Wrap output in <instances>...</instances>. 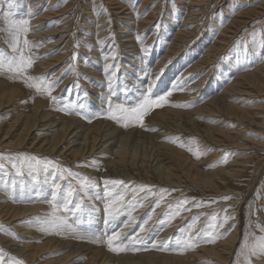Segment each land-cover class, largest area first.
Listing matches in <instances>:
<instances>
[{
    "label": "rangeland",
    "instance_id": "rangeland-1",
    "mask_svg": "<svg viewBox=\"0 0 264 264\" xmlns=\"http://www.w3.org/2000/svg\"><path fill=\"white\" fill-rule=\"evenodd\" d=\"M115 1L116 0H35L34 3L29 6L32 7V10L36 9V12H51L50 16L53 14V16H51V18L47 20L46 24L44 22H42L41 24L33 23V16L26 15L28 13L26 12L27 5L25 4V1L21 2L22 10L19 11L11 10L10 8L5 9L6 5H3L1 3L0 58L11 59V50L9 47L10 36L7 30L5 14L9 13L10 16L8 18L10 19L28 21L30 30L27 33V38L31 42L32 46L30 50L26 49L25 52L26 54L33 56L35 59L33 67L28 69L27 75L33 77L45 76L50 80L59 79V83L52 90L53 96L56 97V95H58L57 101H53L47 93L37 92L35 88L28 87V85L22 78H18L14 73L9 72L7 68L0 69V76H7L12 80L17 79L24 88H26L27 90H31L30 92H33L34 95L40 96L54 110L60 109L62 111L61 114L64 116L77 118L82 122L89 124L102 120L113 121L117 123L123 131L134 130L136 128L137 130H134L136 134L140 131V133L143 135H150L153 138L155 137L154 140L157 138L158 142L164 143L166 145L169 144V146L172 144L171 147L175 150L174 154H177V151L182 152L183 155L185 154L183 157H188L185 160L187 166H189V163L195 162L196 166L198 167L197 171L200 173H207L208 171L230 167L232 163L247 158L245 156L249 155H253V157L250 158L252 159V163L250 162V164H248V167H244L243 169L241 168L240 173L238 172L237 175L224 178V183H218V181H214L216 183L215 186L200 189L194 187L189 180L181 175L180 171L175 172L173 177V180L175 179V177H178L181 180L183 179L180 185L170 184L169 182L165 181V174H162V177H158L159 174L157 175V173L154 172V169L160 166L166 167L169 164L166 162V160H157L155 150V155H152V157L147 161V165L149 166L144 167L150 172V175H152L148 180L144 177L142 178L143 180H141L132 177L125 178L119 175H112L108 173V167L106 168V166L108 165L105 162V158L107 157L108 159L110 157L111 160L113 159V157L109 154L104 155L101 153H95L88 156H81L83 158H81L80 156V158L78 156L74 157L73 155L68 154V156L66 157L67 159H64L56 154H49L51 155L49 156L47 153L44 154V152L34 154L40 159L49 156V160L53 162L51 165L47 166L45 164L39 165V167H36L33 170L35 174L38 173V176L43 175V173L53 174L54 176L50 178L49 183L45 187H41L39 185V180L38 182L37 180H29V178H27L25 184L21 181L23 180L22 177H24L25 173L24 175H18L15 169L11 168V164L9 163L7 167L5 166L4 168H2L4 170L8 168L6 169L7 172H1L2 169H0L2 175L5 176L3 180H0V197L2 196L3 198L7 199V202H9V200H13L11 201V203H13L15 200L16 205L25 206L26 204H30V200L28 201V199L32 198L31 201L33 204H43L47 206L46 208H39L37 213H35L36 210L27 212V215L31 213L35 214L30 219H27V216L23 214L25 217L22 215L23 218H18V220L14 223H11L10 221V223L6 222L8 220H5L3 219L4 217L0 216V238H2L3 236L7 237L8 239L3 237L7 240L11 238L10 240H12L14 243L17 240L18 242L16 241L15 246L19 248L24 245L25 241L26 243L31 242L26 237V234L23 235L24 230L20 229L22 228L21 224H25V222L29 220L27 222V226H29L30 229H34L36 231L40 229L41 221L37 218L45 217L47 216L46 214L50 212V205L49 203H47V200L51 199L50 194L53 189L54 178L56 179L57 183H61V194L66 193L70 186L73 189H78L80 179L90 178L91 182L95 183V185L98 186L94 188L90 193L92 197L90 203L95 204L98 210L92 213L85 210L84 212L79 214V219L76 220L73 224V227L77 231H75V234L83 232V234L85 233L86 235V233L88 232L87 236L91 234V236H93L95 234L94 236L99 239L100 242H105L108 235H111L114 231L119 232L120 230L123 233L121 240L124 245H127L131 238L139 235L140 243L138 247H140L141 249H148L147 251L141 250L137 252L128 250L124 252H113L109 250L107 243L102 244L107 249V251L109 253H112L111 255L115 257H130V263L127 261V264H134V262L137 263V258L135 257L142 254L145 255L155 253L160 255L184 256V254L186 255L192 251L198 253V251L200 252V250H203V247H209L212 245V243L205 242L207 235L210 232V227H213V231L219 230L220 232L218 233H220L221 236H224L225 234H228L234 226H237L238 237L236 241V247H239L241 244L240 242L243 241L242 234L244 230H250L251 227L253 228L257 225H264V218L261 217L262 215H264V131H262V127H264V125L260 127L258 126L259 128H256L255 126H251V124H248L249 122L247 121H238L239 119L236 120L235 118H230L232 117V114L222 110H219L220 116H216L213 118L211 116L206 117L207 120H204L202 119V117H200L199 121H202V123L205 122L214 127L222 128V131H224L220 133L224 137L216 136V138L220 139L223 144H216L212 141L204 139L198 134H195L198 130L194 126H190V130H188V132L181 133H167V131L165 132V130L163 131V129L160 130V128L155 124V118L153 116L156 115V113H158L159 111H164V109L166 108L180 111H188L189 109H193L195 106H199L206 100L211 99L213 96L220 95V89L228 86L230 84L229 82L232 79L235 80L237 75L251 72L255 68L264 65V9L262 11V15L259 14L257 16H251L249 19H247V22L242 24V26L237 29L238 31L236 29H232L231 32L228 33V35L230 34V37H224L222 35L223 30H225V28L228 26L231 20L236 17L237 14L259 5H262L264 8V0H237V2L236 0H117L116 3ZM119 3L123 5H120ZM195 3L200 4L198 6L195 5ZM119 5L123 6L122 8H126L127 11H130L128 19H119L118 21V18L122 14L118 16L113 11H115V7ZM187 7L190 8L188 9ZM71 10H73L72 13ZM88 10L91 12V14ZM6 11L8 13H6ZM168 18H173V21L170 25L168 24V27H165L164 25L166 22H168ZM160 20L162 24L160 23ZM89 21L92 22L93 25H91V31L87 32L86 34L87 36H89V40H87V42H90V39L92 37H98L101 40V47L98 54L97 51H95L97 57L90 53V50L88 51L86 48L81 46L83 42H85V38L83 36H80L81 27H83ZM127 21L130 24H126ZM56 27H58L59 29H66L67 32H57L54 34H49L48 36L41 39L42 44L41 42L36 41V36H33L36 32L42 33V31H51ZM119 27H125L130 35L128 37L135 38L134 41L137 43L134 44H138L139 46L137 55L131 53L130 48L128 49V47L121 46L120 40H122L123 34L120 32ZM177 33L184 34L182 38H178L176 40V43L178 45L170 49L169 46L171 44L172 38ZM61 34L63 35V39L61 40V42L56 44L55 41L60 37ZM156 35L158 36L156 37ZM47 44L51 45L49 50L44 49ZM234 46H238L237 52L235 54H231V49ZM211 47H215L217 48V50H212L210 49ZM48 48L49 45L47 46V49ZM41 49L43 50V52ZM145 49L147 51H145ZM188 49L189 51H187ZM190 51L191 55L188 56V53ZM50 52L52 53V55ZM164 53L166 58L165 60H167V62L163 64L161 72L155 75L157 70L155 64L159 62V57H164ZM54 54H62L63 56H61L62 58L57 60L58 62H54V65L52 64L51 66H48L49 62H52ZM151 56L154 57L152 58ZM104 58H108V60L105 61L106 63L103 62ZM201 58L209 59L208 62L204 65H201L200 68L198 66H194L196 65L195 63H199ZM234 58L237 60H241L242 64H240L239 67L235 68L232 66L228 67V63L233 62L235 60ZM178 59H180L178 63L173 62ZM178 64L179 66H176ZM37 65H39V67ZM105 65H115V67H112L111 69L107 67V69H104ZM41 66L46 67L43 68ZM185 67H188L187 72L183 71ZM222 67L226 68L227 71L225 74L221 75L218 74V71L220 69H223ZM209 69L210 72H208ZM89 71H91V73ZM97 72L101 77L96 74ZM199 72L203 73L200 76L196 75V73ZM183 73L186 74L184 78L185 80H189L191 74L195 77V80H204L203 85L199 87L198 91H196V95L188 96L190 92L194 94V90H187V88H191L189 85L190 82H188L186 86H182L185 81L184 79H181L177 83L171 84V79L177 78L178 75L183 76ZM207 74L208 77L206 79L204 77L202 78V76H205ZM109 75H111V91H109L108 87ZM258 80L260 81V84L262 86L260 88L261 90L258 91V93H255L256 95L247 98L243 95L239 97L233 96L230 97L229 102H231L233 105L241 107L242 109H250V112L257 111L258 113H264V72L263 74L259 75ZM36 82L37 81H33V83ZM98 82H100L101 84ZM93 83H95L96 85ZM213 83L216 84L213 85ZM149 88L152 89L153 95H162L166 91L171 90L172 95L168 97V101L183 106L174 107L173 105L167 106V104H165L162 107L154 108L150 110L148 114H146L143 126H141L137 122H131L127 127H125L124 121H114L108 118L107 108L109 101L113 104V106L116 103H123L128 107H132L139 102L141 93L147 94L146 90ZM200 94H204V96H207L197 98ZM60 96H63L65 99H60ZM245 98L247 99L246 101H244ZM184 100H186L187 103H184ZM193 100L198 103H195V105L192 104L191 102ZM251 115L256 116V114ZM202 128L203 125L200 126V129ZM149 129L156 130L152 131ZM97 135L100 141H104L106 143L113 142L111 149L113 151L114 149L121 150L125 156V161L123 160L120 164H117L115 167L113 166L112 169L115 172H118L126 165H130L129 160L131 156L133 154L141 156L144 149H147L149 143L153 141L151 140L152 138H146L145 141H141L144 137H138L137 135H131L127 140L120 139L121 137L116 140L115 138H109L106 132L101 129L97 130ZM153 144V147L155 148V143L153 142ZM239 145L241 146L239 147ZM253 148H256L257 150H253ZM245 149H247L248 151ZM34 151L35 150L33 149L30 150V152L32 153ZM26 154H29V152H26ZM4 156L7 157L6 154H4ZM72 159L75 160L71 162ZM0 163H2V161H0ZM71 167H75L76 169H70ZM194 167H192L193 170L195 169ZM135 169H137L139 172H144V169L140 166L135 167ZM184 170L188 171L186 168H184ZM27 171V169L23 170V172ZM69 171L72 172V175H69ZM61 176H63V179H59V177ZM16 177H19V179ZM160 178L162 179V182ZM107 180L125 181L127 190H125L124 186H116L115 188L109 186V190L114 192L115 194H123L126 202H134L137 199L141 200L143 206L136 208V210L134 211L135 213L137 212L136 214L134 212V214L132 213V216H136V222L134 220L133 223L129 222L127 211L122 212L115 219L106 222L104 207L107 201L104 199V182ZM155 180H158L159 182H156ZM18 181H21L23 183V189L20 185L17 184ZM28 182L31 185H28ZM142 185L152 186L151 190L156 193H159V190L162 188L168 190L165 196L166 199L161 201L159 207L154 206L155 200L158 197L147 195V189H145L144 191H139V188ZM132 189H137V191L134 193ZM28 193L29 195H26ZM24 195L26 196V198H28L27 200L24 198ZM33 195L39 197V199L34 198ZM80 195L81 194L79 192H76V194L72 196L73 202H79ZM146 195L147 199H144ZM22 196L24 199L22 198ZM225 196L231 198L227 200L222 199V197ZM184 200L187 201V203L184 205V208L188 210H181L180 214L178 216H175V212L177 211V203ZM85 203L88 204L87 199L85 200ZM197 205L200 206L198 207ZM45 209L47 212L45 211ZM226 215L229 217V219H227V221L225 222L224 218ZM149 216L154 217H151V219L149 220ZM69 219L71 222L75 218L70 215ZM152 220L153 222H151ZM145 221H147V224H145ZM147 225H149V227L145 229ZM108 226H110V230ZM142 227H145L144 231L146 232L141 231ZM109 231L110 233H108ZM65 233H59L57 234L59 236H57L55 232H51L47 233V236L60 238L64 237ZM69 233L71 234L73 232ZM162 233H164L165 235H162ZM97 234L99 235L97 236ZM189 234L194 237L195 246L190 248L191 250L187 249L180 251V242L183 241ZM261 234L262 233L260 231H257V235ZM218 241V239L215 240V242ZM153 244H158L159 247L157 249L153 248ZM2 245L3 243L1 244L0 240V249L4 246ZM150 248L153 251H151ZM2 249H6V252L12 253L11 255L15 256L18 260L22 259L20 257H23L19 255L16 250H14L16 252H14L13 250L11 252V250L6 248L5 246ZM67 249L71 248L69 247ZM157 250H159L160 252H157ZM65 254L66 251L61 252L60 250H54L51 252H47V254H45V256L41 258L42 260L39 261H28V259L26 258H23L24 260H22L24 262H27L25 264H28L29 262V264H44L46 260L51 261L52 264H54L53 262H55V259L57 257L64 256ZM82 255L85 256L80 257V259L77 258L75 262H78V260L79 262H82L84 259L89 257V254ZM231 255L232 256L229 257L231 262L229 263L236 264L232 263V257L234 256L233 252L231 253ZM209 259L210 258L206 256L205 258L198 257L196 259L198 260L196 263L203 264ZM253 262V264H264V259L253 258ZM123 264H125V262Z\"/></svg>",
    "mask_w": 264,
    "mask_h": 264
},
{
    "label": "bare ground",
    "instance_id": "bare-ground-1",
    "mask_svg": "<svg viewBox=\"0 0 264 264\" xmlns=\"http://www.w3.org/2000/svg\"><path fill=\"white\" fill-rule=\"evenodd\" d=\"M24 1H25V4L27 5L26 12L28 14H26V15L33 16V23L34 24L35 23L36 24H41L42 22H44L46 24L47 23V20L49 18H51V16H53V14L50 16L51 12H41V11L40 12L39 11L36 12V9L32 10V7H29V6L31 4H33L35 0H0V5L2 3L3 5L4 4L6 5L5 6V9L10 8L11 10H18L19 11V10H22L21 9V4H22L21 2H24ZM116 1H115V3H116ZM236 2H237V0H236ZM113 4H114V2H113ZM199 4L200 3H195V5H198V6H199ZM209 4H211V3H209ZM120 5H123V4H120ZM120 5L119 6H116L115 7V11H113L118 16L120 14H122L118 18V21H119V19H123V20L124 19H128L129 12H130V11H127L126 8H122L123 6H120ZM198 6H196V7H198ZM187 8L189 9L190 7H187ZM263 9H264L263 6L262 5H259L257 7L250 8V9H247L246 11L240 12L239 14L236 15L235 18H233L231 20V22L228 24V26L225 28V30H223L222 35L224 37H230V34L228 35V33L231 32L232 29H234V30L236 29L237 30L240 26H242V24L246 23L247 22V19H249L251 16H257L259 14L262 15L263 14V12H262ZM72 11L73 10H71V13H72ZM6 13H8V12L6 11ZM90 14H91V12H90ZM188 14H189V12H188ZM211 15H212V13H211ZM90 21L88 23H86L83 27H81L80 36H83L85 38V42H83V44L81 46H83L84 48H86L88 51L90 50L89 52L96 56L95 51H97V54H98V52L100 50V47H101V43H100L101 40L98 37H92L90 39V42H87V40H89V38H88L89 36H87L86 34H87V32L91 31V25H93L92 22H90ZM100 21H102V20H100ZM172 21H173V18H168V22H166L165 25L164 24L163 25L165 27H168V24L170 25L172 23ZM66 22H67V20H66ZM160 23H161V20H160ZM191 23H190V25H191ZM126 24H130V23L127 21ZM38 26H41V25H38ZM69 27H70V25H69ZM119 30L123 34L122 35L123 38H122V40H120L121 46L128 47V49L130 48V52L133 53L134 55H137V52L139 51V46H138V44H134V43H137V42L134 41L135 38L134 37L133 38L128 37L130 35H129V32H127V29L125 27H119ZM57 32H63L64 33V32H67V30L66 29H59L58 27H56L55 29H52L51 31L50 30L49 31H42V33L41 32H36L33 36H36L37 37L36 41L37 42H41V44H42L41 39H43L44 37L48 36L49 34H54V33H57ZM165 33H166V31H165ZM183 34L184 33H177L176 35H174V37L172 38L171 44L169 46L170 49L172 47L178 45L176 43V40L178 38H182ZM196 34H198V33H196ZM157 36L158 35H156V37ZM62 39H63V35L61 34L60 37L55 41L56 44H58L59 42H61ZM187 40H188V38H187ZM152 44H154V43H152ZM223 44H224V42H223ZM48 45H49V48L47 49V46ZM50 46H51L50 44H47L45 47L44 46L43 47H44L45 50H49L50 49ZM237 48H238V46L232 47L231 54H235L237 52ZM210 49H212V50H215L216 49L217 50V48H215V47H211ZM187 51H189V49ZM42 52H43V50H42ZM185 52H186V50H185ZM51 55H52V53H51ZM190 55H191V51L188 53V56H190ZM53 56H54L52 58L53 60H52V62H49L48 66L49 65L51 66L52 64L54 65V62H56L58 59L62 58L61 56H63V55L62 54H54ZM163 56L164 57H159V62H157V64H155V66L157 67V70H156L155 75L161 72V70L163 68V64L167 62V60H165L166 59L165 58V53H164ZM208 59L209 58H201L200 61H199V63H195L196 65H194V66H198L200 68L201 65H204V64H206L208 62ZM107 60H108V58H104L103 59V62H105ZM126 60H127V58H126ZM179 60L180 59H178L176 61H173V62L178 63ZM128 64H129V62H128ZM180 64H181V62H180ZM224 64H225V62H224ZM240 64H242V61L235 59L233 62L228 63V67H231L232 66V67L235 68V67H239ZM37 66L39 67V65H37ZM176 66H179V64L176 65ZM41 67H43V66H41ZM44 67H46V66H44ZM90 67H91V65H90ZM107 67L108 66L105 65L104 66V69H107ZM222 68L223 69H220L218 71V74H221L222 75V74H225L226 73L227 69L224 68V67H222ZM169 71H171V70H169ZM183 71L184 72H187L188 71V67H185L183 69ZM89 72L91 73V71H89ZM208 72H210V69H209ZM263 72H264V65L255 68L251 72H247V73H244V74L237 75L236 78H235V80L232 79L229 82L230 84L228 86H225L223 89H220V91H221L220 95L213 96L211 99L206 100L204 103L200 104L199 106H195L193 109H189L188 108L189 109L188 111H180V110L167 109V108L164 109V111H159L158 113H156V115L153 116L155 118V124L160 128V130L163 129V131L165 130V132L167 131V133H170V132H178V133L188 132V130H190L189 127L190 126H194L198 130L197 132L195 131L196 132L195 134H198L199 136H202L204 139H207L209 141H212L213 143H216V144L217 143L218 144H223L220 139H217L216 138V136L224 137V136H222L220 134L221 132H224V131H222V128L214 127V126L209 125L208 123H205V122L202 123V121H199V118L200 117H202V119H204V120H207L206 117H210L211 116L213 118V117H216V116H220V111L219 110H222V111H227L230 114H232V117H230V118H235L236 120L239 119L238 121H247V122H249L248 124H251V126L253 125L256 128H259L260 126L264 125V113H261V112L258 113L257 111H251L250 112V109H245V108L242 109L241 107H239L237 105H233L231 102H229V99H230V97H233V96L234 97H239V96H242L243 95L244 97L247 98V97H252V96L256 95L255 93H258V91L261 90L260 88H261L262 85L260 84V81L258 80V78H259V75L263 74ZM100 73H101V71H100ZM202 73L203 72H199V73H196V75L200 76ZM96 74H98V72ZM208 74L205 75V76H202V78L204 77L206 79L208 77ZM98 76H99V74H98ZM185 76H186V74H184L183 76L182 75H178L177 78L171 79V81L169 79L168 80L170 82H172L171 84H174V83L179 82L181 79H184ZM99 77H101V76H99ZM98 79H100V78H98ZM203 81L204 80H200V81L199 80H195V77L191 74L190 79L189 80H185L184 81V84L182 86H186L187 83L190 82L189 85H190L191 88H187V90H189V89H190V91L194 90V94L190 92L188 94V96L196 95V91H198L199 87H201L203 85V83H204ZM101 82H102V79H101ZM166 82H168V81H166ZM65 83H67V82H65ZM98 83H100V82H98ZM226 83H228V82H226ZM93 84H95V83H93ZM215 84L216 83H213V85H215ZM161 85H162V83H161ZM182 86H180V87H182ZM30 91L31 90H27L26 88H24L23 85L17 79L12 80V79H10L7 76H0V153L6 154L7 157L8 156L14 157L18 153H25L26 154V152L27 153L29 152L28 155H34V154H39V153H43V152H44V154L47 153L48 155L49 154H56V155H58V156H60V157H62L64 159H67L66 157L68 156V154L69 155H73L74 157H77V156L78 157L79 156L80 157L81 156H88L90 154H95V153H101V154H104V155H108L109 154L110 156L113 157L112 160H111L110 157L108 159H107V157L106 158L104 157L106 159L105 162L108 165V166H106V168L108 167L107 168L108 171H109L108 173H110L112 175H119V176H122V177H125V178L126 177H129V178L132 177V178H138V179H141V180H143L142 178L144 177L145 179L148 180L149 177H151L152 175H150V172L148 170H146L144 167L145 166H149V165H147V161L152 157V155H155V151H156L157 160H166V162L169 164L166 167H164V166L161 167L160 166V167H157V168L154 169V172L157 173V175L159 174L158 177L161 176L162 174H165V176H164L165 181L169 182L170 184L180 185L182 183V180L183 179L181 180L180 178H178V177L176 178L175 177L176 180L175 179L173 180V177H174L175 172L180 171L181 172V175L183 177H185L187 180H189L193 184L194 187L200 188V189H202V188L205 189V188H209V187L215 186L216 183L214 181H218V183H220V182H223L224 183V178L233 177L234 175H237L238 172L240 173L241 168L243 169L244 167H248L249 166L248 164H250V162L252 160L250 158L253 157V155L245 156L247 158H244V156H243L244 159L239 160L238 162L232 163L230 165V167H225V168H221V169H217V170H213V171H208L207 173H200V172L197 171L198 167L196 166V163L195 162L189 161V162H191V163H189V166H191V167L187 166L185 160L188 157L187 158H184L183 156L185 154L183 155L182 152H180V151L179 152L177 151V154H174L175 150L172 149V147H171L172 144L169 146V144L166 145L164 143L158 142L157 141V138L154 140L155 137L153 138L150 135H143V134L140 133V131L136 134V132H135L137 130L136 128H135L136 130L134 129L135 131L134 130L123 131L121 129V127L117 123H115L113 121H108V120L107 121H104V120H102V121H96V122H94L92 124H89V123H84V122H82L81 120H79L77 118H72V117L64 116V115L61 114L62 111L60 109H55L54 110L52 107H50L46 103V101L44 99H42L40 96L34 95L33 92L31 93ZM90 92H92V91H90ZM57 96L58 95H56V101H57ZM206 96H204V94H200V95H198L197 98L206 97ZM64 97H65V95H64ZM64 97L62 96L60 99H65ZM246 98L244 99V101L247 100ZM70 99H72V98H70ZM225 101H227V102H225ZM60 103H62V102H60ZM184 103H187L186 100H184ZM191 103L195 105V103H198V102H196L195 100H193ZM70 105H72V104H70ZM172 105H175V103H172V102H168L167 103V106H172ZM73 106H75V105H73ZM170 108H172V107H170ZM86 114H87V112H86ZM251 114H256V116H252ZM86 121H87V119H86ZM243 124H245V123H243ZM201 125H203V128L202 129H200V126ZM262 128H263L262 131H264V127H262ZM100 129L103 130L104 132H106V134L108 135L109 138H115L116 140L118 138H120V137H121L120 139L127 140L131 135H133V136L137 135L138 137H144V138H142L141 141H145L146 138H149V139L152 138L151 140H153V141L149 143V146L147 147V149H144V151H143V153H142L141 156H138L137 154H133L131 156V158L129 160V164L131 166L130 165H126L123 168H121L118 172H115L112 169L113 166L115 167L117 164H120L123 160L125 161V156H124V154H123V152L121 150H118V149L115 150L114 149V151H113L111 149L113 142L106 143V142L100 141V139H98L97 130H100ZM199 129L201 130V132H200ZM167 133H165V134H167ZM153 142L155 143V148L153 147V145H154ZM254 144H256V143H254ZM240 146L241 145H239V147ZM244 148H246V147H244ZM31 149H33L35 151L32 153V152H30ZM254 149H256V148H253V150ZM237 150H239V149H237ZM245 150H247V149H245ZM49 156H51V155H49ZM49 156L48 157H45V158H41V159H43V160H49L50 159ZM81 158H83V157H81ZM73 160H75V159H72L71 162ZM0 161H2V163H4L6 167L9 164V162H8L7 159L0 160ZM45 165L47 166L48 164H45ZM138 166L142 167L144 169V172H141V171L139 172L137 169H135V167H138ZM37 167H39V166H37ZM192 167H194L195 169L193 170ZM254 167H255V164H254ZM184 168H186L188 171H185ZM6 169H8V168H6ZM6 169L5 170L2 169L1 172H7ZM70 169H76V168L75 167H71ZM248 169H250V168H248ZM251 169H253V168H251ZM1 172H0V180H3L5 176L2 175ZM24 173H25V175H24V177H22L23 178V180H21L22 182H24L26 184L25 181L27 180V178H29V180H37V181L39 180L40 182L39 181L38 182H39V185L41 187H45L49 183L50 178H52L54 176L53 174H48V173H43V175H40V176L37 175L38 173L37 174L34 173V175H29L28 174V171L27 172H24ZM103 175H105V174H103ZM107 177H108V175H107ZM16 178L19 179V177H16ZM185 178H184V180H185ZM131 180H133V179H131ZM21 181H18V183H17L20 186H22V184H23ZM161 182H162V179H161ZM149 183H151V182H149ZM27 184L28 185H31V184H29V182ZM59 184H61V183L59 182ZM175 185H174V187H175ZM164 186H165V184H164ZM168 186H167V188H168ZM45 190H46V188H45ZM34 191H35V189H34ZM37 191H40V190H37ZM32 192H33V190H32ZM41 193H42V191H41ZM17 195H18V193H17ZM26 195H29V193L26 194ZM33 197L39 199V197H36L34 195H33ZM22 198H23V196H22ZM24 198L26 200L28 199V198H26L25 195H24ZM31 199H28V201L30 200V202H29L30 204H26V206H25V205H16L15 204V202H16L15 200H14L13 203H11V201H13V200H11V201L9 200V202H7L8 200L5 199V198H3L1 196L0 197V216L1 217H4L3 219L8 220L6 222H8V223H10V222L11 223H14V222H16L18 220V218L22 217L23 214H25L27 216L26 217L27 219L28 218L29 219L32 218L35 214L34 213H31V214H28L27 215L26 213L29 212V211L32 212V210H36L35 213H37V211L39 210V208H46L47 205H43V204H33L32 201H31ZM87 203H89L88 200H87ZM157 210H159V209H157ZM195 210H196V208H195ZM45 211H46V209H45ZM38 214H36V215H38ZM138 214H140V213H138ZM187 215H189V214H187ZM133 217H134L133 220L135 221L136 216H133ZM151 217H154V216H151ZM261 217L264 218V215H262ZM259 219H260V217H259ZM133 220L131 221L132 223H133ZM27 222H25V224L22 223V222H20V223H22L21 224L22 225V228H20V229H23L24 230L23 235L26 234V237L31 242L26 243V241H25L26 244L24 243V245L19 248V247L15 246L17 240L14 243L12 240H10L11 238L9 240H7L8 238L5 237V236H3V235L2 236L5 237V238H7V239H5L3 237L0 238L1 244L3 243V245L6 248L10 249L11 252H12V250L13 251L16 250L19 255L23 256V257H20L22 259L23 258H26V259H28V261H31V260L39 261V260H42L41 258H43L45 256V254H47V252H51V251H54V250H60L61 252L66 251V254L64 256L57 257L55 259V262H53L54 264H66V263L67 264H123L124 262H125V264H127L126 263L127 261L130 263L131 258L128 257V256H125V257H118L117 256V257H115V256L111 255L112 253H109L107 251V249L102 245V244H105L106 241L105 242H100L99 239H97L94 236L95 234L93 236H91L92 234L87 236V233L88 232L86 233V235H85V233L83 234V232L82 233L80 232V233L75 234L77 231L75 233H71V234L69 232H66V233L64 232L65 233L64 234V237L55 238L54 236H51V237L50 236H47V233L41 232L40 230H37L36 231L34 229H30V227L27 226ZM151 222H153V220ZM109 227L110 226H108V228ZM148 227H149V225H147L146 228L145 227L144 228L147 229ZM251 228H250V230H244L243 231V234H242L243 238H244V235H245L246 232L247 233H254L255 235H257V231H260L257 226L256 227H253L252 229ZM237 229H238V227L237 226H234L232 228V230L228 234H225L224 236H220V238L218 239L219 240L218 242L212 243V245L209 246V247H203V250H200V252L198 251V253H196L194 251L189 252V253L187 252L188 254H186V255L184 254V256L160 255V254H155V253H150V254H145V255L142 254V255H138V256L135 257V258H137V263L134 262V264H197L196 262L198 260H196V259L198 257L199 258H205V256L208 257V258H210V259L207 260L203 264H211V263L230 264L229 262H231V260L229 259V257L232 256L231 255L232 252H233V255H234L232 257V263H236V259H237L236 253L239 251V248H240V246L239 247H236V241H237V237H238V230ZM105 230H106V228H105ZM109 230H110V228H109ZM16 231H17V229H16ZM21 232H22V230H21ZM144 232H146V231H144ZM210 232H213V227H210ZM215 232H220V231L219 230H215ZM108 233H110V231ZM163 234L164 233H162V235ZM56 235H57V233H56ZM98 235L99 234H97V236ZM57 236H59V235H57ZM105 236H107V235H105ZM20 237H21V235H20ZM240 243H242V242H240ZM69 247L71 249H67ZM164 249H162V250H164ZM4 250H6V249H4ZM231 250H232V252H231ZM16 251H14V252H16ZM151 251H153V250L151 249ZM158 251L159 250H157V252ZM9 254H12V253H9ZM82 254H89V257L86 258V259H84L82 262H79V260H78V262H75L77 260V258L80 259V257L85 256V255H82ZM16 256H17V254H16ZM261 259H264V258H261ZM25 263H27V262H25ZM44 264H52V262L46 260L44 262Z\"/></svg>",
    "mask_w": 264,
    "mask_h": 264
},
{
    "label": "snow or ice",
    "instance_id": "snow-or-ice-1",
    "mask_svg": "<svg viewBox=\"0 0 264 264\" xmlns=\"http://www.w3.org/2000/svg\"><path fill=\"white\" fill-rule=\"evenodd\" d=\"M10 14H5L6 25L8 34L10 36L9 47L11 50V59L0 58V69L7 68L11 73H14L18 78H22L25 83L30 88H35L37 92L47 93L53 101L56 100V97L52 95L53 88L59 83V79L50 80L45 76L33 77L27 75L28 69L33 67L34 57L26 54L25 50H30L31 42L27 38V33L30 30L28 21L26 20H15L8 18ZM158 27V25H157ZM145 51H147L145 49ZM75 58V57H74ZM115 65H109L108 68L111 69ZM33 81H37L33 83ZM109 91L112 90L111 75H109L108 83ZM147 94L141 93V98L139 102L132 107H128L123 103H116L114 106L109 101L107 108L108 118L114 121H124V126L127 127L131 122H137L141 126L144 124V119L146 114L154 108H159L167 104L168 97L172 95V91H166L162 95H153L152 89L149 88L146 90ZM175 107H180L183 105L175 104ZM82 107V105H81ZM155 131L156 129H149ZM7 159L11 164V168L15 169L18 175H24L23 170L27 169L29 175H34V169L42 164L51 165L53 162L51 160H42L37 156L28 155L25 153H18L14 157L9 156L5 157L3 153H0V160ZM5 164L0 163V169L4 168ZM69 175L72 173L69 171ZM63 179V176L59 177ZM105 183V193L104 199L107 201L104 207V213L106 217V222L118 217L122 212H126L129 217V222H131L134 217L132 213L136 210L137 207H142V202L140 199L135 200L134 202H126L123 194H115L109 190V186L115 188L116 186H124L127 190V185L123 180H107ZM23 185L21 188L23 189ZM61 184L56 182V179L53 180V189L51 191V199L47 200V203L50 205V212L45 217H38L37 219L41 221L40 231L44 233L55 232L57 234L62 232H73L75 233L76 229L73 227V224L76 220L79 219V214L85 210L90 213L96 212L98 209L95 204L90 203L92 197L90 193L96 187L94 183L91 182L90 178H83L79 180L78 189H73L69 187L66 193L61 194ZM148 190L147 195H152L158 197L155 200V207H159L161 201L165 199V196L168 192L167 189H160L159 193L153 192L152 186L142 185L139 188V191ZM135 193L137 189H132ZM79 192L80 199L79 202H73L72 196ZM147 195L144 199H147ZM99 198V197H97ZM231 197L225 196L222 199H230ZM88 200L89 203L86 204L85 200ZM187 203L186 200L179 201L177 203V211L175 216L180 214L181 210H188L184 208V205ZM198 207L200 205H197ZM171 207V206H169ZM75 218L70 222L69 216ZM175 218V217H173ZM151 219V216L148 217ZM229 219L226 215L224 220L225 222ZM147 224V221H145ZM261 235H255L254 233H245L243 241L240 245L239 251L236 253V264H253V258H264V225H257ZM141 231H144V228H141ZM122 231H114L111 235L107 236V246L109 250L113 252H124V251H147L148 249H141L138 247L139 235L131 238L127 245H124L121 237ZM221 236L218 232H209L205 242L214 243L216 239H219ZM195 246L194 237L189 234L186 238L180 242V251L190 249ZM157 244H153V248H158ZM0 264H25V262L20 259L18 260L15 256L9 254L4 249H0Z\"/></svg>",
    "mask_w": 264,
    "mask_h": 264
}]
</instances>
